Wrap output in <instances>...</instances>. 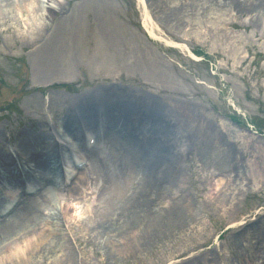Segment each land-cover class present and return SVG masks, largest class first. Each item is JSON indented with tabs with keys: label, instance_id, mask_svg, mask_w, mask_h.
Returning <instances> with one entry per match:
<instances>
[{
	"label": "rangeland",
	"instance_id": "374dc122",
	"mask_svg": "<svg viewBox=\"0 0 264 264\" xmlns=\"http://www.w3.org/2000/svg\"><path fill=\"white\" fill-rule=\"evenodd\" d=\"M23 6L24 12L2 7L7 17L0 23V145L5 150H14L20 134L70 126L67 117L80 115L99 92L131 93L138 102L157 98L174 115L177 108L183 113L182 186L189 209L179 228L156 242L153 253L143 248L131 253L122 239H114L120 254L112 255L117 258L112 263L107 242L93 239L86 226L99 202L100 180L87 188L77 182L78 190L71 192L63 174L56 177L55 211L67 208L62 230L68 263L81 264L84 255L82 264H102V259L104 264H264V137L249 133L245 120L237 124L227 117L231 99L246 118L264 123V17L252 24L253 12L239 14L226 0L140 5L137 0H24ZM142 13L161 37L211 55L208 70L184 51L150 38ZM62 25L71 36L59 68L54 67L58 78L34 77L31 59L55 49ZM134 184L139 186L138 178ZM176 188L168 189L166 201L178 194ZM229 223L237 225L225 230ZM78 237L88 243L79 244ZM64 252L65 243L58 240L43 264H58L53 260Z\"/></svg>",
	"mask_w": 264,
	"mask_h": 264
},
{
	"label": "bare ground",
	"instance_id": "6f19581e",
	"mask_svg": "<svg viewBox=\"0 0 264 264\" xmlns=\"http://www.w3.org/2000/svg\"><path fill=\"white\" fill-rule=\"evenodd\" d=\"M137 1L140 5L141 0ZM226 2L239 14L253 12L252 24L264 17V0ZM5 5L13 6L19 12L25 11L24 0H0V23L7 17L2 10ZM146 14H142V26L147 35L166 46L186 48L182 43L161 37L157 26ZM38 20L42 21L40 17ZM56 36L57 39L53 36L58 42L55 49L46 50V55L39 59H31L34 77L58 78L59 75L54 74L55 68L60 66L57 62L65 52L64 45L71 33L62 25ZM100 94L87 101L83 109L87 107L80 115L75 113L67 117L66 124L70 126L53 132L48 128L47 132L20 134L13 139L15 148L11 152L0 145V212L9 209L7 216L0 218V264H43L45 257L55 251L58 240L65 243L67 252L53 262L76 264L74 261L68 263L70 249L62 230L67 208L60 207L55 211L56 177H63L64 163L71 162L69 168L77 174L69 185L71 192L78 190L75 188L77 182L87 188L89 183L100 180L96 192L99 202L94 205L86 226L93 239L101 238L107 242L111 253L108 258L112 263L117 260L112 255L120 254L114 239H122L119 243H126L131 253L138 248L153 253L155 243L164 242L182 224L186 209H189L182 186L186 160L182 144L183 113L177 108L174 115L168 104L157 98L149 102L142 98V102H138L131 93ZM88 130L90 135L87 134L85 142L83 135ZM93 134L94 143L87 146ZM100 139L107 143L106 146ZM68 145L87 166L77 169ZM136 178L139 186L133 187ZM25 180L30 190L26 189ZM171 186L177 187L175 192L178 194L166 201ZM83 192L80 190L78 194ZM77 239L79 244L88 243L85 237ZM88 241L92 242L91 238ZM82 262H87L84 255L80 258ZM98 263L105 262L102 259Z\"/></svg>",
	"mask_w": 264,
	"mask_h": 264
}]
</instances>
